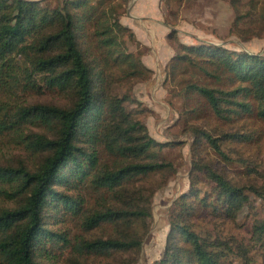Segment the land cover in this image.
<instances>
[{
    "label": "trees",
    "instance_id": "obj_1",
    "mask_svg": "<svg viewBox=\"0 0 264 264\" xmlns=\"http://www.w3.org/2000/svg\"><path fill=\"white\" fill-rule=\"evenodd\" d=\"M125 2L0 0V137L39 155L32 168L21 158H0V264H50L54 255L63 264H137L159 187L144 180L164 183L176 166L160 155L174 142L155 140L125 104L128 93L112 95L106 81L108 60L124 64L127 79L151 73L119 40L123 32L134 35L120 22ZM178 49L167 65L173 81L187 66H199L206 77L235 84L187 81L184 95L195 100L187 115L197 116V109L224 121L250 113L264 120V54L212 44ZM43 89L60 92L68 104L22 97ZM190 131L194 177L173 202L163 254L151 264H264V188L233 181L197 156L206 144L227 162L223 140L251 138L201 126ZM101 150L118 161L101 163ZM87 187L106 193L93 208L86 205ZM252 196L260 198L259 210ZM246 207L245 234L226 231L224 224H236ZM50 218H70L79 232L54 230ZM102 227L105 235L95 233Z\"/></svg>",
    "mask_w": 264,
    "mask_h": 264
},
{
    "label": "rangeland",
    "instance_id": "obj_2",
    "mask_svg": "<svg viewBox=\"0 0 264 264\" xmlns=\"http://www.w3.org/2000/svg\"><path fill=\"white\" fill-rule=\"evenodd\" d=\"M118 1L110 0L113 4ZM119 11L122 13L120 22L134 34L130 36L127 31L119 34L123 50L141 56L142 64L151 73L143 79H127L125 65L108 60L105 73L107 84L111 86L110 93L118 97L128 93L126 96L132 100L128 103L125 101V104L135 110L136 117L146 126L148 133L157 141L174 142L165 146L160 153L163 160L171 161L176 166L174 173L161 184L156 177L150 176L144 180L147 184H159L152 196V220L137 261V264H151L163 254L173 202L188 192L190 179L194 177V173H190L191 127L201 126L211 134L221 136L225 133L248 135L246 137L251 139L247 142L223 140L222 150L229 155L230 161H222L206 144L201 146L197 156H203L205 161L220 168L233 181L264 188V120L252 113L233 116L228 121L197 109L198 117L186 114V110L195 107L194 96L184 95L186 86H183L187 85V81L226 89L233 88L235 84L226 77L219 82L214 77H206L199 66H187L181 74L175 75L173 81L168 76L167 68L170 59L179 50V43L187 46L212 44L234 52L264 54V0H126ZM140 36L145 38L140 39ZM207 67L212 69L209 65ZM177 81L184 83L179 85ZM22 97L27 103L68 104L60 92L50 89L28 92ZM38 156L24 152L21 146L9 142L7 137H0V158H21L32 168ZM100 158L101 163L110 165L118 161L103 150L100 151ZM105 195L103 190L84 189L86 205L90 208ZM251 201L259 210L260 198L252 196ZM248 212L249 208L246 207L236 224H224V229L245 234L243 223L249 220ZM46 220L48 227L69 237L79 232L70 218L60 223H54L53 218ZM95 233L105 235L107 229L102 227ZM47 262L63 264L55 255Z\"/></svg>",
    "mask_w": 264,
    "mask_h": 264
},
{
    "label": "crops",
    "instance_id": "obj_3",
    "mask_svg": "<svg viewBox=\"0 0 264 264\" xmlns=\"http://www.w3.org/2000/svg\"><path fill=\"white\" fill-rule=\"evenodd\" d=\"M144 26H145V25H144ZM144 26H143V27H144ZM139 38L142 39V38H145V37H144V36H143V37L140 36Z\"/></svg>",
    "mask_w": 264,
    "mask_h": 264
}]
</instances>
